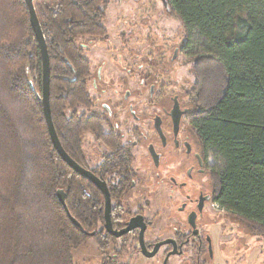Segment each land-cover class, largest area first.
Returning a JSON list of instances; mask_svg holds the SVG:
<instances>
[{"label": "trees", "instance_id": "16d2710c", "mask_svg": "<svg viewBox=\"0 0 264 264\" xmlns=\"http://www.w3.org/2000/svg\"><path fill=\"white\" fill-rule=\"evenodd\" d=\"M111 1L34 0V6L50 57L58 138L80 165L86 134L112 151L104 178L112 181V196L123 197L131 151L121 147V135L105 131L108 120L90 93L91 63L77 44L107 39L103 22ZM167 1L193 63L188 121L200 151L220 165L209 176L214 200L264 239V0ZM42 87L28 6L0 0V264H75L74 250L88 241L103 251L110 244L100 230V191L55 149Z\"/></svg>", "mask_w": 264, "mask_h": 264}, {"label": "rangeland", "instance_id": "374dc122", "mask_svg": "<svg viewBox=\"0 0 264 264\" xmlns=\"http://www.w3.org/2000/svg\"><path fill=\"white\" fill-rule=\"evenodd\" d=\"M103 24L108 31L107 39L84 38L78 39L77 44L84 49V56L91 63L93 77L90 82V93L97 102L96 111H103L106 115L109 113L110 119L113 121H124V123L128 121L127 125L124 124L123 130H120L123 142L126 143L135 140L129 121H138L132 118L128 107L133 105L134 114L137 117H142L139 121H153L152 116L154 115L145 106L149 99V89L142 90L148 95V98L143 96L145 103H142L138 91L140 80L138 81L136 76L131 77L132 73L141 66V69L146 70V67L157 59L155 49L158 45L167 42L171 46H181L183 31L180 22L165 12L161 0H112L107 7L106 19ZM129 56H131L130 59ZM124 60L127 63L130 62L131 74L125 72ZM177 61L175 69L178 71L175 77L179 82L185 84L186 91L190 94L194 84L193 63L185 55L179 56ZM99 72L102 74V81H99L97 76ZM119 82H123V85ZM157 91L158 86H156ZM125 98L126 101H124ZM185 101L186 103L191 101L192 104L191 97L185 98ZM165 104L171 108L172 101H166ZM143 105L145 107H142ZM104 107L108 109L103 110ZM156 113H160V111ZM182 121H188V116L184 117ZM186 128L190 130L189 126ZM105 130L106 132L112 130L115 133L109 126H105ZM192 134L193 144L197 149L198 144L194 132ZM106 150L104 146L101 147L92 134L85 135L84 153L91 168L102 163L103 157L107 153ZM139 152V149L134 150L132 164V168L138 175L139 183L132 193L125 195L124 202L132 208H137L140 203L149 205L145 210V215L153 221L154 227L151 229L152 232H150L151 235L148 236L147 241L152 243L157 239L166 240L174 233L175 220L172 217L180 215L178 207L185 200L182 196L174 195L171 192L170 183L157 186V182H153L156 179V173L152 172L150 165L140 157L141 153ZM209 163L214 168L220 166L211 156ZM145 181L148 182L146 186ZM210 186L209 179V185L206 184L205 188L198 187L211 195L212 188ZM170 195H172V199ZM212 209L215 213L212 218L215 221L208 231L214 238L217 254L212 264H264V239L254 236L250 231L251 228L248 229L249 227L240 223L237 217L226 213L220 205ZM132 245L131 242L128 243L129 247H125L123 254L117 258L119 264H149V262L156 261L146 262L141 255L134 254V251L130 249ZM222 248L225 251L224 258ZM228 254L234 257L233 261L231 256L230 258L226 256ZM73 258L75 264H114L112 263L111 250L102 251L92 240L74 250ZM170 264L183 263L179 258H173Z\"/></svg>", "mask_w": 264, "mask_h": 264}, {"label": "flooded vegetation", "instance_id": "af4514ba", "mask_svg": "<svg viewBox=\"0 0 264 264\" xmlns=\"http://www.w3.org/2000/svg\"><path fill=\"white\" fill-rule=\"evenodd\" d=\"M161 2L163 3L162 0ZM163 7L165 12L169 13V9H167L164 3ZM106 41L108 42V40ZM155 51L157 59L147 66L146 70H144V68L141 69V66L137 67L138 70L132 73L131 68H129L130 62L127 63L124 60L125 72L129 74L132 73L131 77L136 76L138 81L140 80L138 91L142 103H145L143 96H147L148 98L147 93H143L142 90L145 91L149 89V99L148 103H145V106L152 114H154L152 116L153 121H139L142 117H137L134 114L133 105H130L128 107L130 114L134 120L136 119L138 121H129V125L132 129L131 133L134 135L135 140H130L124 143L123 135L120 130H123L122 128L124 124L126 123L127 125L128 121L125 123L124 121H113L110 119L111 116L108 112L106 115L103 111H99L108 120L105 122V126H109L110 128H113L115 132L121 134V147L131 151L132 178L128 181L125 179L126 185L127 182H130V185L126 190V193L123 195L124 197H122V195L118 196L117 194L112 196V181H110L111 179L105 180L104 178V175L108 176V174H104L103 167L112 151L104 146L107 149V153L104 155L101 164H98L95 168H91L88 165V159L86 158L85 163L81 166L106 182L111 196V220L114 231L121 232L128 227L131 220L137 217H142L146 225L144 231V243L148 254L154 252L159 243L168 240L172 241V243L161 246L156 255L149 258L143 252L140 243L142 227L136 228L121 237H116L108 232L105 227V198L103 193L97 188L100 191L102 198V212L104 215L102 228L100 230L104 229L105 236L110 238V244L107 250H111L112 252V263L119 264L117 258L123 254L125 246L131 242L133 245L130 249L134 251V254L138 253L146 262L156 260L154 263L149 262V264H170L173 258H179L180 262L183 264H212L215 261L217 254L214 238L208 229L213 226L215 221L214 218H212L215 216L212 208L217 207L219 204L214 200L213 194L209 195L206 193L207 191L200 188H205L206 184L209 185L210 171L214 169L209 163L210 156L200 151L198 146L197 149L195 148L192 140L193 129L191 128L190 122L182 121L184 117L190 115L192 108L191 101L186 103L185 98L191 96L186 91L185 84L176 79L175 76L177 75L178 69H175V65L178 62V57L181 55L186 56V53L184 51L183 43L181 46L175 47L165 42L163 45H158ZM130 57L131 56H129V59ZM97 76L99 81L103 80L101 72H99ZM119 83L123 85V82ZM156 86H158L157 92ZM126 98L124 101H126ZM137 99L139 100V98ZM166 101H172L171 108L165 104ZM176 104H178L180 110L184 112L179 128L175 127V122L171 117L172 110ZM145 106L143 105L142 107ZM104 109L107 110L108 108L104 107L103 110ZM158 111H160V113H156ZM158 118L160 121H156ZM188 126L190 130L186 128ZM111 132L112 130L107 133ZM101 147H103L102 144ZM138 149L140 150L139 153H141L140 157L150 165L152 172L156 173V179L153 182H157V186H160L161 184L169 185L170 183L171 187L169 189H172L171 192L174 195L178 194L182 196L185 200L181 206L178 207L180 215L172 217V219L175 220L173 226L174 233L166 240L157 239L152 243L147 241L148 236L151 235V229L154 227L153 221L145 215V210L149 205L146 203H140L137 208H132L124 202L125 197L129 193H132L139 183L136 170L132 168L134 159L133 152ZM123 153L124 151H121V154ZM121 172L122 169H120L119 173ZM160 179L162 180L161 182ZM147 184L148 182L145 181V186ZM170 198L172 199V195H170ZM193 224H195V226ZM93 235L96 236L97 232L95 231ZM125 240H129L127 244H124ZM128 247L129 246H127V248ZM224 253L225 251L222 248L223 258L225 256ZM226 256L230 258L231 255L228 254ZM231 257L233 261L234 257Z\"/></svg>", "mask_w": 264, "mask_h": 264}, {"label": "water", "instance_id": "95a60500", "mask_svg": "<svg viewBox=\"0 0 264 264\" xmlns=\"http://www.w3.org/2000/svg\"><path fill=\"white\" fill-rule=\"evenodd\" d=\"M164 5L169 9L168 1L167 0H162ZM29 13H30V21L32 28L34 30V33L36 35L37 41L39 43L40 51H41V56H42V62H43V95H42V103H43V108H44V114L47 122V126L51 135V139L53 141V144L55 146V149L59 153V155L63 158V160L69 164V166L79 175H81L83 178L87 179L91 183L97 186V188L103 193L104 198H105V227L106 230L110 233H112L116 237H121L124 234H127L128 232L142 227L141 231V236H140V243L142 246L143 252L146 254L147 257H154L158 251V249L166 244L172 243V241H165L159 243L154 252L152 253H147V249L144 243V231H145V223L142 217H137L133 220H131L128 224V227L121 231V232H116L113 229L112 226V220H111V211H112V203H111V196L110 192L108 189V186L106 182L95 176L91 171L83 168L80 164H78L76 161H74L68 153L64 150L55 126L54 122L52 119V113H51V107H50V57L48 53V48H47V42H46V37L43 33L42 27L39 23L38 16L36 13V9L34 6V0H25ZM184 115V112L180 110V107L178 104L175 105L174 109L172 110L171 117L173 121L175 122V127L179 128L180 126V121L182 120V117ZM156 121H160L158 118ZM76 223V222H75ZM142 223V225H141ZM195 226V224H193Z\"/></svg>", "mask_w": 264, "mask_h": 264}]
</instances>
